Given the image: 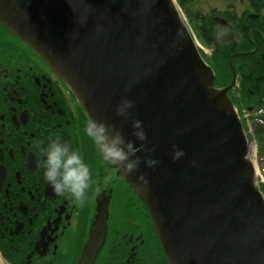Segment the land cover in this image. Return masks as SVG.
I'll return each mask as SVG.
<instances>
[{"label":"water","instance_id":"obj_1","mask_svg":"<svg viewBox=\"0 0 264 264\" xmlns=\"http://www.w3.org/2000/svg\"><path fill=\"white\" fill-rule=\"evenodd\" d=\"M0 23L55 70L88 118L137 146L132 120L142 121L154 151L138 153L132 175L116 168L148 210L168 264H264V196L228 96L236 79L216 88L174 0H0ZM122 98L133 102L128 119L115 113ZM98 238L79 264H93Z\"/></svg>","mask_w":264,"mask_h":264},{"label":"flooded vegetation","instance_id":"obj_2","mask_svg":"<svg viewBox=\"0 0 264 264\" xmlns=\"http://www.w3.org/2000/svg\"><path fill=\"white\" fill-rule=\"evenodd\" d=\"M250 2L233 29L215 23L241 48L230 56L234 74L230 66L224 83L216 74L221 89L236 79L228 94L234 105L264 101L245 88L264 75V46L253 37L264 40V0ZM241 84L246 91L234 96ZM86 115L55 70L0 23V264H79L97 232L93 264H168L148 210L83 135ZM54 137L70 142L92 167L96 184L83 206L56 195L44 179L43 149ZM109 170L113 179L105 185Z\"/></svg>","mask_w":264,"mask_h":264},{"label":"clouds","instance_id":"obj_3","mask_svg":"<svg viewBox=\"0 0 264 264\" xmlns=\"http://www.w3.org/2000/svg\"><path fill=\"white\" fill-rule=\"evenodd\" d=\"M222 35V32L217 33V37ZM132 108L133 102L122 98L115 107V113L118 117L128 119L131 117ZM132 128L136 141L140 142L139 146L128 140L122 130L107 121L89 118L82 131L104 163L119 168L123 174L132 175L138 171L141 163L138 153L145 150L154 151L147 149V135L142 121L133 119ZM43 154L44 179L53 192L58 196H67L77 205L83 206L89 198V190L96 184L91 165L85 161L78 149L60 137L51 138L43 149ZM183 155V150L175 151L173 159L177 160ZM144 163L146 166H152L156 161L147 159ZM112 179L109 170L103 177V183L107 185ZM96 190L99 191L98 188Z\"/></svg>","mask_w":264,"mask_h":264},{"label":"rangeland","instance_id":"obj_4","mask_svg":"<svg viewBox=\"0 0 264 264\" xmlns=\"http://www.w3.org/2000/svg\"><path fill=\"white\" fill-rule=\"evenodd\" d=\"M176 5L179 7V4L182 3L185 9L188 10L189 13H191L192 17L194 18V26L192 23H190L189 19L187 18V14L185 10L182 11V15L185 21L186 26L190 28V30L195 35V39H197L196 32L201 29V27H205L206 31L208 32V37L210 39H213V37L216 36L218 33V26L214 23V18H222L226 21H228L232 27L235 26L233 23L234 21L237 22L239 17L244 13L250 10L251 6L249 4L250 0H174ZM243 1V2H242ZM245 1V2H244ZM180 2V3H179ZM251 3V2H250ZM252 4V3H251ZM253 7V6H252ZM188 28V29H189ZM189 30V31H190ZM190 31V33H191ZM197 46L200 50V53L202 55V59L205 60V62L210 65L215 70L216 65L214 60V45L212 46H206L201 42L200 39L196 40ZM224 48V46H222ZM230 83V82H229ZM217 85L219 83L216 82ZM216 86V85H215ZM239 87V86H238ZM217 88V86H216ZM221 88V87H219ZM246 89H250V86H245ZM239 89H243V84H241V88H236L234 91V96H237L239 93ZM246 91L245 89H243ZM257 91V90H256ZM263 103V101H262ZM254 104H251L249 102H244L242 104H236L234 105L237 112L241 115L246 112V109L250 106H253ZM249 137V136H248ZM261 142V139L258 138ZM256 170V169H255ZM261 193L264 196V188L262 187V190L260 189Z\"/></svg>","mask_w":264,"mask_h":264},{"label":"trees","instance_id":"obj_5","mask_svg":"<svg viewBox=\"0 0 264 264\" xmlns=\"http://www.w3.org/2000/svg\"><path fill=\"white\" fill-rule=\"evenodd\" d=\"M180 3V2H179ZM181 9L185 10L186 14H187V18L189 19L190 23L193 24L194 26V18L192 17L191 13L188 12L187 9H185V7L183 6L182 3L179 4ZM264 33V30H263ZM197 39H200L201 42L203 44H205L206 46H212L214 40L210 39V37H208V32L206 31V28L203 26L201 27V29H199L197 32ZM256 36V37H255ZM254 37V39L259 43L262 44V46H264V40L262 39L261 34H256ZM247 42L249 43V46L251 47L250 49H252V44L250 43L249 39L247 38ZM222 46H224V48H222ZM264 48V47H263ZM262 48V51H263ZM261 50V49H260ZM241 51V48H239V46H237V48H233L232 44L229 43H223L218 47V50L215 51L214 53V62L216 65V71L218 72L219 75V81L221 83H224V80L227 79V77L230 75V64H229V59L230 56L235 53ZM242 51H247L246 49H242ZM264 52V51H263ZM250 56H243L242 58H239V60H243L246 61ZM238 59V58H236ZM234 65H236L235 61H234ZM264 67V64L262 65ZM253 79V78H252ZM252 81V85L251 87V91L255 92L256 90H258L259 94L261 95L262 98H264V75H263V79H261L259 81V84H257V82H255V84ZM257 85V86H256ZM256 86V87H255ZM264 107V101L263 103H258L255 105V107Z\"/></svg>","mask_w":264,"mask_h":264},{"label":"built area","instance_id":"obj_6","mask_svg":"<svg viewBox=\"0 0 264 264\" xmlns=\"http://www.w3.org/2000/svg\"><path fill=\"white\" fill-rule=\"evenodd\" d=\"M249 122V121H248ZM254 124V127L253 125ZM248 130L250 136L253 138L251 143L252 146V156L258 165V173H257V181L260 185L264 186V153H261L258 148V144L255 142V129L258 128L263 130L262 138L264 140V109L259 110L255 115L253 122L250 124L248 123Z\"/></svg>","mask_w":264,"mask_h":264}]
</instances>
